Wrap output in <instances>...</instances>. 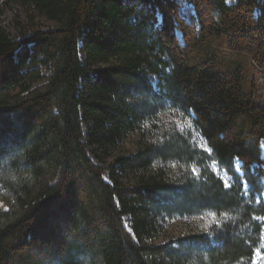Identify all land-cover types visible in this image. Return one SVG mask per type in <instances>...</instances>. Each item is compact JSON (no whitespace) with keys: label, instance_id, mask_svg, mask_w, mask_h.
Here are the masks:
<instances>
[{"label":"trees","instance_id":"1","mask_svg":"<svg viewBox=\"0 0 264 264\" xmlns=\"http://www.w3.org/2000/svg\"><path fill=\"white\" fill-rule=\"evenodd\" d=\"M187 1L197 27L176 0H3L30 19L19 39L0 27V171L29 178L0 180V264H253L264 0ZM34 14L59 24L40 28ZM167 107L192 115L207 149L175 126L147 135ZM203 213L205 232L152 243Z\"/></svg>","mask_w":264,"mask_h":264},{"label":"rangeland","instance_id":"2","mask_svg":"<svg viewBox=\"0 0 264 264\" xmlns=\"http://www.w3.org/2000/svg\"><path fill=\"white\" fill-rule=\"evenodd\" d=\"M180 7L181 15L185 18V20L190 23L192 26L197 27L195 20V13L192 5L187 0H176ZM232 1V0H228ZM34 23L36 26L47 29L54 28L58 26V22L45 19L44 17L38 16L34 14L33 16ZM30 17L27 16L25 11L21 6L17 4H11L9 6H5L3 4V0H0V27L3 28L11 37L15 39H19L23 36V28L28 26ZM43 75H47L49 72L48 67L45 66H37ZM148 79L150 80L152 86L157 89V77L154 75H148ZM191 116L185 115L178 111L175 108H165L162 112L157 114L154 122L149 124L147 135L150 138L156 137L157 134L165 131L167 128L175 126L180 130L190 131L191 128ZM192 136V142L196 143L197 146L201 149H207L205 141L201 138V136L195 131H190ZM139 134L135 133L131 135L128 140L125 142V146L128 150H134L136 147L137 140L139 139ZM127 150V151H128ZM92 158V157H91ZM94 159V158H93ZM110 160V159H109ZM108 160V161H109ZM172 169H175L173 164L171 165ZM214 170L220 174L221 178L228 183L229 177L224 172H219L217 167L213 165ZM238 168V164L237 167ZM104 178L109 182V171L106 169L104 171ZM264 182V166H263V178ZM120 181L123 184H128L129 181L125 177H120ZM264 201V197H263ZM124 224L128 228L129 227V216H124ZM214 220V215L211 213H203L199 215H195L188 218H175L171 220L170 225L167 230L160 234L158 237L154 238L152 243H165L170 241L171 239L176 238L178 235H182L184 233H198L205 232L211 222ZM150 242V240H148ZM259 250L260 257L257 261V251ZM254 253L253 261H257V264H264V232L261 248L258 249ZM252 261V263H253Z\"/></svg>","mask_w":264,"mask_h":264},{"label":"clouds","instance_id":"3","mask_svg":"<svg viewBox=\"0 0 264 264\" xmlns=\"http://www.w3.org/2000/svg\"><path fill=\"white\" fill-rule=\"evenodd\" d=\"M20 156H23V153H20ZM29 177L26 173H24L22 170L20 172H17V170L11 165H8L5 167L4 170L0 171V180H7L11 181L13 183H18L23 180H27Z\"/></svg>","mask_w":264,"mask_h":264},{"label":"snow or ice","instance_id":"4","mask_svg":"<svg viewBox=\"0 0 264 264\" xmlns=\"http://www.w3.org/2000/svg\"><path fill=\"white\" fill-rule=\"evenodd\" d=\"M261 259L259 250L257 251V261ZM257 261H253V264H257Z\"/></svg>","mask_w":264,"mask_h":264},{"label":"water","instance_id":"5","mask_svg":"<svg viewBox=\"0 0 264 264\" xmlns=\"http://www.w3.org/2000/svg\"><path fill=\"white\" fill-rule=\"evenodd\" d=\"M177 35L180 36V34L177 32Z\"/></svg>","mask_w":264,"mask_h":264}]
</instances>
